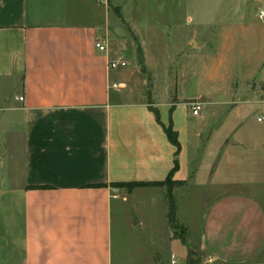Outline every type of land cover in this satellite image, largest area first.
Masks as SVG:
<instances>
[{"label": "crops", "instance_id": "crops-1", "mask_svg": "<svg viewBox=\"0 0 264 264\" xmlns=\"http://www.w3.org/2000/svg\"><path fill=\"white\" fill-rule=\"evenodd\" d=\"M127 1L0 0V264H264V0H159L169 18L146 33L168 24L181 44L165 116ZM174 162L186 242L165 185L112 183L164 179ZM136 203L157 205L154 237L116 242Z\"/></svg>", "mask_w": 264, "mask_h": 264}, {"label": "rangeland", "instance_id": "rangeland-1", "mask_svg": "<svg viewBox=\"0 0 264 264\" xmlns=\"http://www.w3.org/2000/svg\"><path fill=\"white\" fill-rule=\"evenodd\" d=\"M165 1L169 2L168 0ZM138 2V5L141 7L142 13H140L138 8H134L132 6L135 5L136 0H129L125 4L120 2V4L125 5V7L130 6L128 13L129 15H131V18H133L134 16L138 17L139 21H136V23L143 22V27L140 28L142 29V31H144V42L142 43V48L145 50L144 53L146 63L150 68L151 76L149 77L148 74L142 73L141 78H144L146 80L145 92L147 97L150 88H152L151 98L157 106L159 105L161 107L163 115L165 116L166 108H164V103L169 101L167 90L172 89L174 79L173 68L176 64V61L178 60V56L176 55L175 51L176 47L181 46V44L177 43V36L175 34H166L164 32L165 29L167 31H171L173 29L172 26L168 24L165 25V28H160L161 26H157L155 28L156 33L152 32L151 30L146 33V25L144 24V21H151L154 18L159 19L161 21L168 19L170 12L168 10L162 12H158L156 10L157 3L159 2V0H139ZM176 14L180 15V12H177ZM135 29L138 30L139 28ZM129 45L130 48L133 47L131 43ZM150 83L152 84V87H150ZM200 84H203L202 80H200ZM186 85L189 88L194 87L195 85L198 86V83L196 84L195 81H190V78H188ZM187 93L188 95H193L192 93L194 92L190 89ZM185 107L188 110V107ZM201 176L202 174H199L197 180H199ZM142 189L143 188H137L136 193H139V191H141ZM143 207L146 208L144 209ZM154 207L157 208V205L151 206L149 205V203H146L145 205H143V203H136L134 206H132V208H130V212H133L135 220L138 218L141 219V221L139 224H133V220H131V223L130 220H128L126 222V227H128V229L124 231L117 228L115 231V237L117 239L116 242H121V240L124 238H126L129 243H132L139 238L144 239L146 241L153 238L154 236H150L151 232H149L148 223L144 219L147 218L146 216L149 213L148 209H154ZM171 227L174 230L173 232L181 236L184 242H186L184 235L180 232V227L178 226L177 221L173 220L171 222ZM188 250L189 252H191L193 260H199L202 257V253L198 246L189 245ZM164 251L165 248L161 251V254L167 255V253H165Z\"/></svg>", "mask_w": 264, "mask_h": 264}, {"label": "trees", "instance_id": "trees-1", "mask_svg": "<svg viewBox=\"0 0 264 264\" xmlns=\"http://www.w3.org/2000/svg\"><path fill=\"white\" fill-rule=\"evenodd\" d=\"M153 112L155 114V118L158 120V116H157V111L156 109H153ZM164 131L165 134L167 136V138L169 139V141L173 144H177L176 138H175V133L174 131L171 129V127L169 125L164 126ZM175 162L173 163V166L170 168L169 172L167 173V175L165 176L164 179H160V180H130V181H115L112 182L114 185H124L126 188L130 189L133 186H144V185H153V186H160V185H165L167 188V192H166V198H167V217L168 220L170 222H172L174 220L173 217V210H174V203H173V199L172 196L169 193V187L175 184H180L183 181L182 180H172L170 179V172L171 170L175 167ZM179 239L181 241H183V238H181V236H179Z\"/></svg>", "mask_w": 264, "mask_h": 264}, {"label": "built area", "instance_id": "built-area-1", "mask_svg": "<svg viewBox=\"0 0 264 264\" xmlns=\"http://www.w3.org/2000/svg\"><path fill=\"white\" fill-rule=\"evenodd\" d=\"M97 2L105 3L106 0H97ZM261 13H262V11H259V14H261ZM94 45L98 49H103L104 48V44L101 43L100 41H95ZM109 65L110 66L115 65V61L114 60L109 61ZM112 85H115V83H112ZM18 98H21V96H19ZM186 105L188 106V109H189L191 114H197L198 110L201 107V100L198 99V98H192V99L186 101ZM257 119H259V117H257Z\"/></svg>", "mask_w": 264, "mask_h": 264}]
</instances>
